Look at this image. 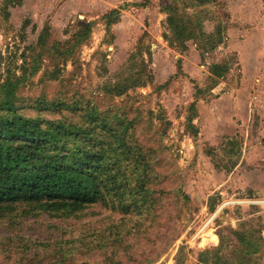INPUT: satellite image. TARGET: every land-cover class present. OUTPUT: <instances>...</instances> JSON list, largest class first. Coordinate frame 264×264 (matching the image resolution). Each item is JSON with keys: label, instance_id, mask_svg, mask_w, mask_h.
<instances>
[{"label": "rangeland", "instance_id": "374dc122", "mask_svg": "<svg viewBox=\"0 0 264 264\" xmlns=\"http://www.w3.org/2000/svg\"><path fill=\"white\" fill-rule=\"evenodd\" d=\"M11 1L0 0V83L21 79L18 113L79 123V108H119L134 121L131 140L154 159L150 198L129 212L113 199L71 216L16 206L0 219V264H215L219 256L217 264H264V93L251 67L255 53L264 75V49L240 45L248 29L264 26L240 10L262 13L264 0L110 1L68 12L62 0ZM171 4L203 36L170 47ZM113 9L118 21L106 29L102 16ZM87 23L89 40L73 62L36 57L44 28L48 43L64 42ZM224 62L229 72L213 78L210 65ZM136 79L148 82L108 93ZM42 98L78 109L37 112Z\"/></svg>", "mask_w": 264, "mask_h": 264}, {"label": "trees", "instance_id": "16d2710c", "mask_svg": "<svg viewBox=\"0 0 264 264\" xmlns=\"http://www.w3.org/2000/svg\"><path fill=\"white\" fill-rule=\"evenodd\" d=\"M195 3L203 6L216 0H196ZM164 12L167 14L164 25L171 36L164 32L163 37L170 47L176 48V44L184 47L186 41L203 36L201 31L196 34L188 30V20L177 16L175 5L166 6ZM118 16L119 9L102 16L106 29L118 21ZM90 27L88 23L80 25L76 35L53 43H48V29L44 28L35 45L39 51L36 57H42L40 53H43L53 65L60 61L73 62L89 40ZM221 31L218 27L217 33ZM31 67L34 75L38 64ZM229 69L230 63H214L209 73L215 79H223ZM15 78H5L0 83V219L18 205L71 216L110 199L125 212L149 200L154 152L131 140L134 121L128 119L126 113H121L119 108L101 111L88 105L79 108L82 110L79 123L25 117L18 113L15 91L21 79L13 81ZM148 81L125 80L107 90L111 96L119 97L130 89L145 86ZM76 105V102L42 98L34 107L37 112L58 113L63 107L76 111ZM126 197L130 199L127 204ZM214 252H218V248ZM221 258L217 257L215 264L224 261Z\"/></svg>", "mask_w": 264, "mask_h": 264}, {"label": "crops", "instance_id": "0c3cea01", "mask_svg": "<svg viewBox=\"0 0 264 264\" xmlns=\"http://www.w3.org/2000/svg\"><path fill=\"white\" fill-rule=\"evenodd\" d=\"M62 1H63V6H61V8L65 12H68L69 10H75V7L76 8H82L83 10L84 9L87 10L88 8L90 10H97L96 8H98L99 6L101 7L102 4H108L110 1H112V2L113 1L114 2H121V1L127 2V0H97V2H96V0H62ZM244 1H246L248 4L251 3V0H244ZM263 7H264V5H263ZM245 9L246 10H240V14L242 17L248 16L247 12L250 11L249 14H253V16L251 15L252 17L257 16V18H262V20H264V9L262 10V13H260L261 11H258V10L251 12V6L250 5H248V7ZM98 11H102V10H98ZM256 41L258 43H260V45L264 49V26L260 27V28L258 27V28L248 29V31L246 32V36L243 37L242 42L240 41V45H243L246 48L251 49L252 47L253 48L256 47L255 46ZM253 54L254 55L251 56V58L253 60L251 67H253V70H255V71L252 73V75L258 77L261 74L259 76V80H257V81L259 83V85H258L259 88H261V90H259V92L264 93V78H262V80L260 79V77H262L264 75H263V72L261 73V68H259L258 70L256 69L259 67L258 66L259 59L256 58L255 53H253ZM263 71H264V67H263Z\"/></svg>", "mask_w": 264, "mask_h": 264}]
</instances>
